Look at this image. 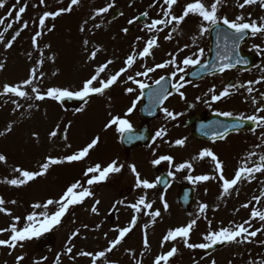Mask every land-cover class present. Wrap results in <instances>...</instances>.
<instances>
[{"label":"rangeland","instance_id":"1","mask_svg":"<svg viewBox=\"0 0 264 264\" xmlns=\"http://www.w3.org/2000/svg\"><path fill=\"white\" fill-rule=\"evenodd\" d=\"M7 1L8 0H6L5 7L0 9V18L6 17L4 19V24H2V29L7 27L9 23H12L13 26L9 30H13L15 34L17 30L23 28V23L27 22L28 27L23 28L20 35L26 30L28 43L23 50L11 53L10 57L8 53H5L3 56L0 55V62L5 64L4 69L0 71V91L3 90L5 84L16 85L30 78V70L32 68L37 69V78L32 86L38 87L43 93L51 87L68 88L73 91L79 90L83 82L91 77V70L93 74H95L96 69L109 60L113 61V63L109 65L110 67L118 68L121 66V62L117 57L122 54L118 47H121L122 41L119 39V41L116 42L118 37L114 36L108 38L105 33L102 34L100 39H90L88 33L92 20L97 22L96 25H99V27H97L98 29L104 28V14L95 16V11L102 6L103 2L90 4V0H80L77 5H73L74 9L72 8L71 12H65L67 17L64 16V12L54 20L49 17L45 26L41 28L39 26L41 13L45 11L52 12L53 6H58L59 9L67 8L71 0H44L43 4L40 3V0H26L27 9L22 14L21 22L19 23L14 22L16 10L20 6H23L25 2L22 0L16 5L8 6ZM160 7L161 5H157L155 11L158 12ZM9 11L13 12L12 17H7ZM94 16L95 18L93 19ZM127 23V18H124L118 21V26L122 24L126 26ZM48 28L56 30L55 32H51ZM81 28H83V31H81ZM37 32L41 34L36 37V44H33V38L31 37L36 36ZM84 32H87L88 35L86 45L78 43V39ZM69 34H74L73 38H71L74 42L70 43L68 41ZM90 44L96 45L91 49L92 53L96 52L97 49H100V51L96 52L95 59L89 61L87 60L89 52H83V50L88 49L90 51ZM27 50H31V53L26 52ZM109 56L110 58H108ZM80 60L82 61L79 62ZM41 61H43L42 64L40 63ZM79 65H82L84 68L80 76H78L77 71ZM113 71L115 73L118 70L115 69ZM107 73V71L101 73L100 79H103V76ZM32 86H27L25 88L30 95H34L30 91ZM3 96H11L12 98H10L9 103L6 104V99H2ZM102 97L96 98L97 103ZM13 100L18 101L23 107L17 108ZM94 100L95 99L91 100V104ZM192 101L193 103H199L200 106L203 105L202 108L213 109L216 104V102H211L208 99L200 101L194 97ZM205 101H207V103H205ZM47 102L51 104L47 105ZM30 104L33 105L31 108H29ZM56 105L59 106V108ZM112 106L113 105L108 102L105 108L98 113L97 121L93 122L96 116L93 118L89 117L91 113L90 104L81 107L84 109L83 112L77 110L70 112L64 111L58 104V101L51 99L46 101H35L34 99L26 100L15 97L14 95L12 96V94L0 95V132H5V135L0 136V154L7 157L6 163L0 162V196H2L5 201L10 202L15 200L17 202L16 204L7 203L5 205V207L12 212V216L10 217L0 213V229L9 227L15 216L21 218L17 226L22 228L23 225L21 222L26 221L27 215L33 211L38 214L45 211L43 208L33 209V204H43L48 199H59L67 187L73 183L75 179L72 176L73 173H77L76 176L79 178L83 177L85 171H82V173L80 172L79 163L66 162L60 165H53L44 177L29 182V185L25 187H12L2 182L5 179L18 177V173L13 172V168L15 167L35 171L38 170L39 165L49 156L63 158L79 151L81 147L86 146L94 138L93 135L85 134L83 130L92 132L93 128H96L97 132L100 131L98 136L101 138L99 148H95V151L94 149L91 150L89 156L86 157V166L90 167L97 163L107 166V162L110 159H114L117 160L118 163L124 165L121 172L129 169L128 173H131L129 165L132 164L129 163V165H126L127 161L122 158L120 152L116 153V151L107 147L108 131L105 128V119L107 120V117L110 116ZM39 110H41L40 115L38 113ZM237 111L244 114L247 110L244 108L243 110L237 109ZM33 113H35L34 116L32 115ZM123 118L128 120L131 119L130 116L126 115ZM34 123L36 124L33 125ZM9 125H11L12 130L7 132L6 129ZM61 130L65 132V138L62 141L57 139V135H50L54 131L58 134ZM170 137L171 136L168 135L167 139H170ZM112 140L113 130L111 133V142ZM195 147H199V150H202L204 149L203 147L208 148V144L203 145L202 143H198V145H194V148ZM221 149L225 150L226 148L222 147ZM180 155V161L184 162L185 158L183 153ZM152 160L154 159H150L149 162L148 159H145L142 163L143 168H139L144 173V177L150 182L155 181L156 173H154V165L151 163ZM81 166H83L82 169H84L85 163ZM126 166L128 167L126 168ZM63 172L66 174L65 184L59 181ZM208 172L216 176L215 166L210 165ZM200 173L201 171H197L193 176H197ZM202 175H206L205 170ZM67 183L69 184L66 185ZM98 185L99 186H91L92 191L95 193L94 197L86 199L82 205H76L70 208L69 212L62 218L61 224L52 229V234L54 238H56V245L59 248L62 246L63 249L65 248L62 259H59L57 264H93L92 256H81L80 253L83 251L95 254L100 251H105L109 247V242L118 236V232L115 231V229L129 226L134 215L139 222L136 223L132 232H130L112 252L106 253L105 257L96 260L95 264H153L156 256L169 251L173 247L171 242L165 243L164 246L161 247L162 238L170 229L179 227L175 224L176 219L177 221H184L187 220L186 217H179V212L168 215V210L163 212V207H154L157 203H153V208L148 209V211L159 209L161 216L155 218L153 222L152 217L148 215L149 212H147L145 221L141 222L138 213L126 212L129 208L127 205L133 204L136 201L135 196L126 197L125 191L123 197L119 199L117 193L122 187L115 188L114 184H111V188H109L106 182H102ZM130 185H132L131 181L125 183V187ZM156 188L147 190L142 189L143 192L137 191L136 193L148 192L149 195H147V200L150 202L158 193L156 192ZM95 200L100 201L99 205H96L98 214L91 212ZM117 201H122L121 204L123 206L116 203ZM210 204L211 208H208L205 214L196 215L192 218L197 220V224L190 235L191 243L205 242L203 237L207 232L200 234V238L193 237L198 233L197 228L201 227V221H210L212 224V221L216 220L215 214L218 211V206L215 204L214 197H212ZM234 204L233 202V205ZM55 210L56 206L54 205L49 206L47 209L49 213ZM263 211L264 210H262V212ZM221 214L223 213L221 212ZM190 221H187L186 224ZM85 225H87V227H85ZM145 225H147V227H145ZM173 225L175 226L173 227ZM222 227L233 228L234 223L232 226H225L222 222ZM219 229V224L217 225L216 222L211 230L218 231ZM77 230H79L78 235H73ZM49 232L44 233L39 238L32 239V241H41V238ZM145 232L147 233L149 242L148 248L144 246ZM9 236L10 233L4 232L0 234V239H8ZM32 241L24 242L23 248L19 246H17L16 249L0 247V264H16V257L22 255L26 250L25 247ZM43 243L44 242L39 245L41 248L45 246ZM253 246L256 250L257 245ZM69 247L72 248L71 253H67V248ZM175 247L178 248V253L173 261L172 259L170 260L171 264H189V261H196L197 258L191 260V258L195 256H187V253H185L186 247L179 238L175 241ZM48 249H51V247ZM230 250H232V248L226 249L225 251ZM199 251L202 252L201 250ZM45 257H47L46 254H38L37 256V258L43 259ZM226 257L227 255L224 256V260L217 257V260H219L221 264H225L227 260ZM254 258L257 260L254 264H264L263 254H259ZM26 259L27 257H25L21 264H26ZM212 261L213 260L207 259L205 264H211ZM31 264H35V261L32 260Z\"/></svg>","mask_w":264,"mask_h":264},{"label":"snow or ice","instance_id":"2","mask_svg":"<svg viewBox=\"0 0 264 264\" xmlns=\"http://www.w3.org/2000/svg\"><path fill=\"white\" fill-rule=\"evenodd\" d=\"M80 2V0H71L70 5L67 8H61L57 11H45L43 15L39 18V26L43 28L45 26V21L48 20L49 17H51L53 20L60 16L63 12H71L72 6L77 5ZM6 0H0V9L5 7ZM17 3H19V0H17ZM40 3L43 4L44 0H40ZM178 3V0H163V4L167 5V8L164 10L163 18L160 19H154L151 21V23H148L145 25V28L148 31H156L160 32L163 31L165 27H168L170 24L180 25L185 21V18L188 17L190 14L197 15L202 18V21H205L208 23L209 27H201V34L208 32L209 28L212 26H216L219 28L220 24L226 25L229 29L233 30L234 35L233 39L235 41H239L244 38V36L248 33L250 30L251 35L255 36L257 34L264 35V17L261 18V22H257L255 20H251L250 22H245V18L243 16L236 17L235 20H229L226 16L225 17H219L218 11L219 7L222 5L223 0H213V3L210 5H206L204 3V0H193V2L186 4L184 7V10L182 14L175 15L173 13V6ZM256 3H260L262 7H264V0H243L242 3L239 4V7L243 9L247 5H253ZM114 7L113 3H108L107 6L102 7L95 11V16H100L103 13H107L109 9ZM27 5L20 6L16 10L14 22L19 23L21 22V16L26 11ZM123 15V13H121ZM142 16L147 17L148 12L141 13ZM13 12L9 11L7 13V17H12ZM93 17V19L95 18ZM6 18V17H5ZM0 18V25L4 24V19ZM140 17H135V20H139ZM134 20H129V24H133ZM12 23H9L7 27L4 28L3 32H0V43H4L3 36L4 33L8 32L9 29L12 28ZM163 26V27H160ZM28 24L27 22L23 23V28H27ZM54 27V25H53ZM96 27H99V25H96ZM17 30L15 32V35L12 37V41L16 39L23 30ZM49 31L52 29L49 28ZM176 28H173V31H175ZM81 31H83V28H81ZM123 31L127 33L129 31L128 28H124ZM41 33L37 32L36 36L33 37V44H36V37L39 36ZM138 40L142 39L141 37L137 38ZM165 39L170 40L172 39L171 33L165 37ZM87 43V41H85ZM12 42L9 41L5 43V48L10 49L12 48ZM158 38L153 36L149 38L147 41H145V46L143 47L142 51L139 52V57L141 59L151 56L152 50L156 47H158ZM238 46V44H237ZM259 48V46H255ZM183 50V49H181ZM100 51V49H97L96 52ZM203 49L199 50V56L203 55ZM96 52H93L91 54V58L95 59ZM171 55V54H170ZM193 56H197V53H193ZM136 55L132 54L127 57L125 60L126 67L121 68L119 71L115 72L113 75L109 76L107 79H100V74L104 73L105 70L109 67L110 64L113 63L112 60L107 61L106 63L100 65L96 71L95 74L92 75L89 79L85 80L79 90L73 91L69 90L68 88H58V87H51L46 90V92H41L38 87L32 86L34 84V81L37 78V69L32 68L30 70V78L24 80L20 84L16 85H7L5 84L3 86V90L0 91V95H7L12 94L15 97H19L26 100H35V101H44L46 99H51L54 101H63L65 99H79L85 101L87 103L86 98H90L92 96H103L106 92V90L112 88L113 85L117 84L119 78L122 74L128 71L136 62ZM226 60H230V57H225ZM247 63V61H242L240 58H236L233 62H226L223 63L220 67V71L223 72L229 68H233L236 66V64L239 63ZM41 64L43 61L40 62ZM200 63V59H193L192 56L186 57L182 64L184 66H191L196 65ZM169 65H175L178 69V72H184L185 69L183 67H180L176 64L175 58L170 59L164 63L156 64L155 67H146L144 71L137 72V76H148L149 73L156 71V69H164L167 68ZM206 66V65H205ZM5 67V64L3 62H0V71H2ZM178 72H173L172 76H177ZM193 76L197 75L196 73H192ZM165 77H161L159 80H156V84H160L162 80H164ZM184 79L183 76H180V80L182 81ZM128 80H132L133 83H136L139 85L141 89L147 87L144 83L138 81L133 76H129ZM249 85L252 83H261L260 80H257L255 82L249 81ZM98 85V86H97ZM27 86H32L30 88V91L34 95H30L28 91L25 90ZM174 88H176L177 92H179L181 98H184V93L180 92V88L184 87L182 83L177 81V83L172 85ZM230 87L234 86H228L225 87L220 94L216 95L213 94L211 97L212 101H220L221 99L228 97L232 95L230 92ZM127 92L131 93L134 90L132 88H128L126 90ZM213 93L215 92V89H210ZM247 91L249 94L253 91L252 87H248ZM261 98L264 99V93H261ZM162 99H167V94H162ZM13 103L16 104L17 108L23 107V105H20L18 101L13 100ZM207 103V101H205ZM258 101H256L255 98H253V104H257ZM33 105H29V108H31ZM135 107V102L133 104V107L129 108L127 110L126 115H130ZM79 112H83V108L77 109ZM258 112H264V107L258 108ZM164 112L168 117H171L173 120L177 118V114H174L173 112L168 111V109H164ZM219 115H223L226 117H230L233 115L231 112H222L219 113ZM240 121H251L254 124L264 127V116H258V115H250L247 117H244L243 115L238 118ZM113 125L117 126V131L121 133L123 136L124 133H131L133 131L131 122L126 119L122 118L120 116H112L110 121L105 125V128H110ZM235 128L241 127V124L233 125ZM11 125H9L6 129L7 132H10ZM255 131V128L252 129ZM227 131V129L225 130ZM166 131L164 129H161L160 131L156 132V136L163 138L166 135ZM5 135V132H0V136ZM51 136H56L57 133L54 131L50 134ZM217 138L223 139L225 136V133L217 132L215 134ZM129 140H132L133 137L129 136ZM100 142V137L96 136L94 137L90 143H88L86 146H84L79 151H76L75 153L65 156L63 158H54V157H47L44 162H42L39 165L38 170L32 171L23 169L21 167H15L13 168V172L18 173L17 178L12 179H5L2 181L5 184L14 186V187H21L23 185L28 184L31 181H35L38 178L44 177L49 169L53 165H60L64 163H72V162H78L84 160L86 157L89 156L90 151L97 147V145ZM186 143V138L183 139H177L175 141V145L177 146H184ZM252 155H255V153H252ZM205 158H211L213 162H215V170L219 174V180L222 181V189L224 194H228L231 189L235 188V186L246 177H251L254 172L264 173V156L260 157L261 163L258 164L255 168L242 166L240 167L234 174V177L231 179H228L224 175V165L223 162L220 161V159L214 154V152L211 149L204 148L200 151L198 157H193V160H203ZM168 162L169 165H172L174 162V157L171 155H161L158 158L151 161L152 165H160L162 162ZM0 162H7V157L3 154H0ZM124 168L123 164L118 163L117 160H113L112 162L108 163L107 166H103L99 163L95 164L94 166L88 167L85 172L83 173L84 177H86V181L84 183L80 181H76L72 183L70 186L67 187V189L63 192V194L60 196L59 199H48L45 203H36L33 204V209H45V211L41 213H37L33 211L26 217L27 223L22 227H18V223L20 221L19 216L13 217V222L9 225L7 228L0 229V234L4 232L10 233V236L8 239H0V247H7L9 249H16L17 246L23 248L24 242L31 241L34 238L41 237L44 233L51 231L52 229L59 226L62 222V218L69 212V209L76 206V205H82L86 199L90 197H94L95 193L92 191L93 185H98L102 182L107 181L110 176L113 174H118L122 171ZM129 168L131 172L135 176V187L139 189H155L158 184L161 183V179L159 177L156 178L154 182H150L148 179H142L140 172L137 170V167L135 164L129 165ZM193 164L191 162H184L176 166V171H182L184 169H192ZM169 176H173L174 173L172 171H169ZM187 179L192 181L193 183L197 182H203V181H209L217 179L215 176L210 175H197L192 176L188 175ZM87 185V186H85ZM160 199L163 204V208L165 211L168 210L169 205L164 199V196L161 195ZM258 199V198H256ZM7 203L16 204L17 202L15 200L12 201H5V199L0 196V213H3L7 216H12V212L5 207ZM100 201L95 200V204L91 208L92 213L98 214V209L96 205H99ZM116 203H122V201H117ZM153 202H148L147 200V194L145 193L142 195L136 203L127 205V207L132 208L136 213H141L143 210L146 209H152L153 208ZM56 206V210L52 213H49L47 211L49 206ZM242 207L247 208L248 205H242ZM208 208L207 204H201L200 205V212H204ZM153 219V222L155 221V218L161 216V212L159 209L151 211L148 213ZM251 216L253 219L259 218L260 221H264V212L260 211H253L251 213ZM137 223V217L134 215L129 226L115 229V231L118 232V236L109 242V247L105 251H100L98 253H91V252H81V256H92L93 257V264H95V261L105 257L106 253H110L115 249L118 245L121 244V242L124 240V238L132 232L133 228L136 226ZM211 222L209 221V224ZM197 224L196 219H192L187 225L177 227L175 229H170L167 234L162 238L161 241V247L164 246L165 243L177 241L179 238L183 241L184 246L188 249H210L213 248L217 244H224V243H241L244 241L251 242L249 240V237H256L258 232H264V229H256L253 231H249L247 227H245V224H250V221H245L244 224L236 225L235 228L231 227H221L218 231H212L204 235L203 239L206 242L202 243H190V235L192 230ZM87 227V225H85ZM147 227V225H145ZM79 230L77 232L73 233V235H78ZM106 235V234H105ZM242 238V239H238ZM144 246L145 248L149 247L148 237L147 233L145 232L144 235ZM72 248H67V253H71ZM178 253V248L173 246L169 251L162 253L155 257L153 264H169L171 258L176 256ZM25 257L24 255H20L16 257V264H21L22 261H24ZM44 259H47L46 257ZM35 264H41L40 261H36ZM195 264H199V262H195ZM212 264H216L215 260L212 261Z\"/></svg>","mask_w":264,"mask_h":264},{"label":"flooded vegetation","instance_id":"3","mask_svg":"<svg viewBox=\"0 0 264 264\" xmlns=\"http://www.w3.org/2000/svg\"><path fill=\"white\" fill-rule=\"evenodd\" d=\"M155 1L156 0H123V3L126 5V11L127 9H132L133 7V10L137 12L138 10H141V8L155 4ZM181 2V12H183L186 4L193 2V0H181ZM242 2L243 0H223L222 5L219 7L218 16L221 18L226 16L230 21L235 20L238 16H243L245 18V22H250L251 20L257 21L259 19L258 15H261V13H258L257 15L255 13V10H259L261 8L260 3L247 5L243 9H241L239 7V4ZM204 3L206 5H210L211 3H213V0H204ZM135 4H138L137 8H134L135 6L133 5ZM179 5L180 0H178V3L174 6L178 7ZM150 20L152 21L154 19ZM168 26H170L171 28L167 29V27H165L163 31L155 32L157 36H168L170 32L172 33L171 36L175 35V40L171 44L174 47H169L168 44L165 43L161 44L162 46L154 48L152 50L151 56L145 57L143 58L144 60L138 61V66L135 68L134 72L135 74L137 72H142L146 67H155L156 64L164 63L170 59L175 58L176 64L185 69L184 72H178V69L175 65H169L164 69H156V71L149 73L148 76L137 77L139 78V81L145 82V84H153L161 77H171L173 79V84L179 81L184 85V87L180 88V92L184 93V98H181L179 92H177L176 88H174L173 93L169 95L167 99H164L162 105L158 108L159 117L152 120L150 123L152 127L151 132L154 134L153 140L149 144L143 145L142 143H140L133 149L124 151V155L126 159H130L133 157L134 159H137L138 162L142 161L143 158L142 156H139L140 154H144L149 159H156L161 155H171L174 157V162L172 163V165L176 166L180 162V154L183 153L185 158L184 162H191L193 164L192 169H185L183 172H173L174 175L170 176V183L168 185V188L166 190H157L158 193L151 199L154 202H159L160 196L163 195L166 202L170 206L173 205V207L179 212V217L184 216V218H187V220L178 221V223L186 224V222L190 218H194V216L196 215H203L207 212L208 208H211L210 202L212 200V197H214L215 199V204L217 206L221 205L222 208L223 202L225 200L223 189L216 190L215 188H208L209 186H216L214 183L215 179L197 183H193L192 181L187 179V176L190 175L193 171H201L200 174L202 175L203 171L212 164L209 160L210 158H205L203 160H193L192 158L198 157L201 150H199V147H195L191 150L189 148L186 151V144L188 141H190L191 144L193 141L202 143L203 145H206L208 143H215L213 144V146L208 144V149H211L214 154L220 159V161L223 162L224 170L225 167L228 168V171H224V175L230 176L232 178L234 177L235 172L242 166L255 168L258 164L261 163L260 157L264 156V127L258 125L255 128V131L249 130L230 133L222 140H216L215 142L193 137L191 134L192 128L186 125L187 117L193 113L202 114L204 111L207 112V110L206 108H202L203 105L200 106L199 103L193 104L191 102V88L197 87L199 90H203L204 88H207L208 81L213 86V89H215V92L223 89L224 85H226V87L234 86L235 92L233 96L228 99L227 108L225 109L228 110L232 107L241 106L243 104L244 106L241 109L243 110L244 108H246L247 111L244 112V114L234 112L232 116L239 114L243 115L244 117L250 116V113L254 111L255 107L256 115L264 116V112L257 111L258 108L264 107V99H262L260 95L261 93H264V79L260 76L256 77V75H259V71H256V68L259 67L258 64H260V52H263L264 50V39L262 41H259L258 39L256 40V37H262L263 35L257 34L253 36L249 31V36L246 39H241L237 42L233 39L234 33L230 32L229 30L219 31L216 37V46L219 52H231L236 49H240L244 51V53H249L247 51L249 49H252L253 51H255V53L259 54L257 55L258 59L255 63V66L251 69H248L247 71L245 69L242 70L239 68H229L223 72H218L210 76L202 77L197 81H187L186 76L188 75L189 70L194 66L204 63L209 55V51L214 42L210 36V30L212 27L209 28L208 32L201 34V27H209V25L207 22L202 21L201 17L194 14H190L188 17H186L185 21L180 25H175L173 23ZM174 27L176 28L175 31H173ZM180 31H189V36L186 40L181 34H179ZM255 46H259V48ZM157 48L158 50L157 52H155ZM125 49L136 52L142 51V48L140 49L137 45L125 46ZM200 49L204 50L202 56H199ZM193 53H197V56H193ZM189 56H192L193 59L199 58L200 63L191 66H184L182 64V61ZM242 66H246V63L242 62ZM173 72H178L177 76L173 77ZM246 72L250 73V77L246 75L248 74ZM132 73L133 68L130 71L131 76ZM180 76L184 77L182 81L180 80ZM257 80H260L261 83H252L251 85H249L248 83L249 81L255 82ZM249 86L253 88L251 94H249V92L247 91V88ZM138 90L139 95H133V100H129L127 105L125 102L121 104V108L126 110L128 106H133L135 102V107L132 113L138 116L137 121L139 122V124H132L133 129H138L142 125V121H140L142 100L140 88ZM218 94L220 93H216V95ZM253 98L258 101L257 104H253ZM165 108L168 109V111L177 114V118L173 120L171 117H168L164 112ZM216 111L221 113L223 112L220 109H213L210 112ZM107 129L109 131L113 129L117 130V126H113V128ZM161 129H164L167 133L163 138L157 137L155 135L156 132L160 131ZM119 134L121 136V133ZM168 135L171 136L170 139H167ZM183 138H186V143L184 146L175 145V141L177 139ZM108 142L111 145L112 142ZM217 144H227L230 146L233 144L236 155L231 164L228 161L227 153L221 149V146L218 145L216 147ZM252 153H255V155H252ZM159 170H163L162 173L167 172L165 171V165L162 164H160ZM205 174L213 176L207 172H205ZM142 175L143 174H141V178ZM129 179H131L132 186L125 187V183L128 182ZM129 179L126 178L125 174H123L120 178H115L114 181L110 179V182H113L115 187H122V189L118 191L119 198H122L124 192L126 191V197L135 196L136 201L134 203H136L143 194H135L137 188L135 187V176L133 173L131 174ZM181 185L193 187L195 190L191 206L193 207V209L191 210L186 211L178 204V192ZM214 192L216 193L213 196ZM231 192V198H233V202L235 203V226L244 224L245 221H250V224H245V227H247L249 231H253L255 228L264 229V221L261 222L259 220H256V218L253 219L251 216V213L254 210L260 212L264 210V173L254 172L251 177L243 178L235 186V188L231 189ZM201 204L208 205V208L204 212H200ZM245 204L248 205L247 208L242 207V205ZM249 240L251 242L244 241L241 243H228V245L224 248L226 249L227 247L232 245L231 248L233 251V256H230L232 264L249 263V260L252 256V251L255 249L253 246L255 245V237H249ZM257 245L258 250L260 252H263L264 232L259 233Z\"/></svg>","mask_w":264,"mask_h":264},{"label":"water","instance_id":"4","mask_svg":"<svg viewBox=\"0 0 264 264\" xmlns=\"http://www.w3.org/2000/svg\"><path fill=\"white\" fill-rule=\"evenodd\" d=\"M82 102V100L79 99H65L62 101V103L66 106V107H76L78 106L80 103ZM207 122V121H206ZM204 124L205 127L209 126V122ZM196 125V124H195ZM194 127L197 128L198 125H196ZM200 128V127H199Z\"/></svg>","mask_w":264,"mask_h":264}]
</instances>
